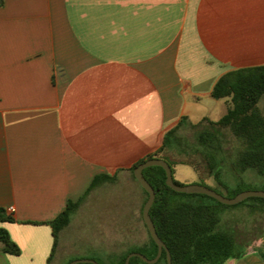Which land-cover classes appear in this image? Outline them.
Returning <instances> with one entry per match:
<instances>
[{"label":"crops","instance_id":"crops-1","mask_svg":"<svg viewBox=\"0 0 264 264\" xmlns=\"http://www.w3.org/2000/svg\"><path fill=\"white\" fill-rule=\"evenodd\" d=\"M261 66L264 0H0V264H69L49 223L71 201L126 196L137 221L133 166ZM254 243L226 264H264Z\"/></svg>","mask_w":264,"mask_h":264},{"label":"trees","instance_id":"trees-1","mask_svg":"<svg viewBox=\"0 0 264 264\" xmlns=\"http://www.w3.org/2000/svg\"><path fill=\"white\" fill-rule=\"evenodd\" d=\"M263 96L264 66L240 69L223 76L215 85L212 97L216 100H230L231 106L227 113L219 121L205 118L197 124L181 122L165 134L163 145L155 154L147 156L133 166L130 170L133 179L137 181L134 175L135 168L150 159L165 160L171 166L172 172L173 166L177 164H190L199 172L200 165L194 161L176 160L175 158L185 152V147L189 144L208 149L205 158L210 166V172L214 154L220 151L225 155V150H227V155L232 158L233 153L229 152L230 149L227 146H233L232 150L236 152V156L232 159L234 165L241 171L254 169L264 177V106H259ZM188 127L196 131L193 141L181 134ZM143 175L156 193L150 217L158 236L170 251L172 264H226L229 260L244 257L247 249L259 240L256 232L262 229H251L246 233L238 229H219L220 220L215 206L210 205L204 199H211L221 206L226 207V205L206 195L173 191L166 185V173L163 168H147L143 171ZM142 190L146 197L140 217L144 222L143 207L149 195L143 188ZM242 192L244 190L241 189L235 191L233 198ZM247 201L253 203L252 212L258 211L264 215V199L249 198L240 204ZM79 206L80 202H69L66 209L49 223L55 239L54 249L57 246L60 232L69 225L72 215ZM0 219L12 220L2 216ZM150 241L151 243L133 252L140 253L148 259H154L158 254V246L151 235ZM0 242L4 245V252L13 255L20 254L18 246L11 241L9 234L3 229L0 230ZM129 254L122 258L121 264H125ZM130 264L147 263L134 257ZM155 264H168L165 250Z\"/></svg>","mask_w":264,"mask_h":264},{"label":"rangeland","instance_id":"rangeland-1","mask_svg":"<svg viewBox=\"0 0 264 264\" xmlns=\"http://www.w3.org/2000/svg\"><path fill=\"white\" fill-rule=\"evenodd\" d=\"M227 104L218 108L205 105L200 113L192 119V122L199 120L200 116L211 121H219L227 113L231 102ZM259 106H264V96ZM181 134L193 141L196 131L188 127ZM227 147L230 149L229 152L233 153V157L227 155V150H225V155L217 151L214 154L210 172V166L205 158L208 149L189 144L185 147V152L175 158L176 160L194 161L200 165V171L197 172L190 164L174 165V181L182 186L203 185L227 199L233 198L234 192L240 189L264 191V177L254 169L239 170L232 160L236 156V152L232 150L233 146ZM143 195L145 196L144 192ZM204 200L215 206L220 220L219 229H238L243 233L249 232L251 229H262L263 231L256 232L259 240L254 243L253 248L264 259V215L258 211L252 212L253 203L251 201L225 207L211 199ZM118 205L119 208L115 210L113 199L105 196L101 199H94L87 206H82L80 210L74 212L72 226L64 232L62 230L58 237L57 254L61 261L69 264L78 261L121 264L124 256L135 253L133 251L151 243L149 231L140 215L137 221L130 217L126 196L120 203L118 202ZM77 264L89 263L79 262Z\"/></svg>","mask_w":264,"mask_h":264},{"label":"water","instance_id":"water-1","mask_svg":"<svg viewBox=\"0 0 264 264\" xmlns=\"http://www.w3.org/2000/svg\"><path fill=\"white\" fill-rule=\"evenodd\" d=\"M150 167H161V168H163L165 170V173H166V185L177 193L206 195V196H209V197L215 199L216 201H218L219 203L226 205V206L238 205V204L246 201L249 198H262V199H264V191H254V190L244 191V192L238 194L237 196H235L234 198L227 199V198L223 197L222 195L218 194L217 192H215L214 190H212L208 187H205L203 185H188V186L177 185L174 181L172 168L169 165V163H167L165 160H162V159L147 160L145 163H143V164H141L135 168L134 175H135L138 183L141 185V187L149 195V198L143 207V219H144V223H145L152 239L154 240V242L158 246V254L154 259H148L147 257H145L144 255H142L140 253H132V254L128 255V257L126 258L125 264H130L131 259L134 257L140 258L142 261H144L147 264H155L161 258L163 250H165L167 253L168 264H172L170 251L167 248L166 244L158 236L155 225H154V223L150 217V210H151V208L155 202L156 193H155V190L153 189V187L149 184V182L145 179V177L143 175V171L147 168H150ZM79 262H86L89 264H98L97 262H94V261H78V262H74L71 264H77Z\"/></svg>","mask_w":264,"mask_h":264},{"label":"built area","instance_id":"built-area-1","mask_svg":"<svg viewBox=\"0 0 264 264\" xmlns=\"http://www.w3.org/2000/svg\"><path fill=\"white\" fill-rule=\"evenodd\" d=\"M14 211H15V210H14V208H11V209H10V212H12V213H13Z\"/></svg>","mask_w":264,"mask_h":264}]
</instances>
